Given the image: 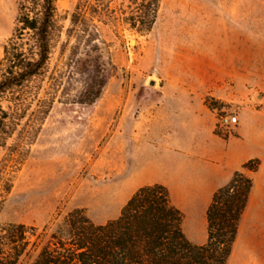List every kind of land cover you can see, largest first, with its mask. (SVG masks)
Segmentation results:
<instances>
[{"label": "rangeland", "instance_id": "374dc122", "mask_svg": "<svg viewBox=\"0 0 264 264\" xmlns=\"http://www.w3.org/2000/svg\"><path fill=\"white\" fill-rule=\"evenodd\" d=\"M133 1L146 0H54L48 59L28 82L30 134L0 150V225L39 226L74 208L104 223L136 189L169 176L181 228L202 243L207 206L188 204L204 195L184 193L179 171L152 176L147 165L154 152L177 166L178 151L199 146L192 131L211 126L245 145L242 164L256 161L227 264H264V0H158L148 30L123 19ZM26 6L0 0V59ZM225 112L238 117L231 128L218 127Z\"/></svg>", "mask_w": 264, "mask_h": 264}, {"label": "trees", "instance_id": "16d2710c", "mask_svg": "<svg viewBox=\"0 0 264 264\" xmlns=\"http://www.w3.org/2000/svg\"><path fill=\"white\" fill-rule=\"evenodd\" d=\"M158 0L134 2L124 16L130 27L148 30ZM17 32L2 45L0 59V150L15 149L8 139H26L31 111L28 82L40 73L49 54L54 0H26ZM77 3L70 21L79 19ZM31 32L32 47L25 51L23 34ZM27 31V32H28ZM97 97V92L93 93ZM256 161L243 163L212 194L205 211L206 239L188 240L182 214L162 184L139 187L126 200L117 217L93 222L82 208L59 211L42 225H0V264H227L239 223L248 203Z\"/></svg>", "mask_w": 264, "mask_h": 264}, {"label": "crops", "instance_id": "0c3cea01", "mask_svg": "<svg viewBox=\"0 0 264 264\" xmlns=\"http://www.w3.org/2000/svg\"><path fill=\"white\" fill-rule=\"evenodd\" d=\"M194 122L196 124L198 123L197 118L194 119ZM190 138L196 140L199 146L194 148L191 147L190 149L186 148L184 151H178L180 162L177 166L170 160L162 162L161 159L156 158V153L152 152V157L148 160L147 167L149 173H152V176L155 175V170L158 167L166 169L168 174H170L172 170L179 171L180 175L185 178L184 184L181 185V189L184 193L204 195V199L190 202L188 205L208 206L213 192L222 184L224 185V181L226 180V167H232L235 163H237V165L242 164L243 160L239 161L237 159H240L242 154L245 153L246 147L241 143L222 139L213 133L211 126L205 127L204 130L198 129L192 131ZM236 170H238L236 167H232L230 173L232 174V172ZM228 178L229 177H227V179ZM155 183L162 184L166 188L172 186L169 176L167 178H161L160 180L157 179L147 185ZM184 206H186V204Z\"/></svg>", "mask_w": 264, "mask_h": 264}, {"label": "built area", "instance_id": "2783aa9c", "mask_svg": "<svg viewBox=\"0 0 264 264\" xmlns=\"http://www.w3.org/2000/svg\"><path fill=\"white\" fill-rule=\"evenodd\" d=\"M237 123V116L233 113L225 112L218 116L219 128H231Z\"/></svg>", "mask_w": 264, "mask_h": 264}, {"label": "water", "instance_id": "95a60500", "mask_svg": "<svg viewBox=\"0 0 264 264\" xmlns=\"http://www.w3.org/2000/svg\"><path fill=\"white\" fill-rule=\"evenodd\" d=\"M153 83H154L153 81L150 82V84H153Z\"/></svg>", "mask_w": 264, "mask_h": 264}]
</instances>
